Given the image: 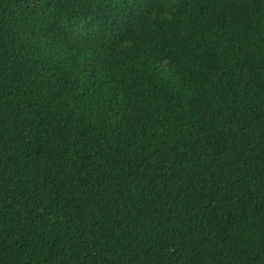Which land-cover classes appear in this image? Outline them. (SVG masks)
<instances>
[{"label": "trees", "instance_id": "trees-1", "mask_svg": "<svg viewBox=\"0 0 264 264\" xmlns=\"http://www.w3.org/2000/svg\"><path fill=\"white\" fill-rule=\"evenodd\" d=\"M0 264H264V0H0Z\"/></svg>", "mask_w": 264, "mask_h": 264}]
</instances>
